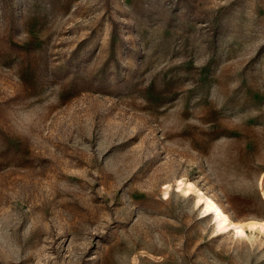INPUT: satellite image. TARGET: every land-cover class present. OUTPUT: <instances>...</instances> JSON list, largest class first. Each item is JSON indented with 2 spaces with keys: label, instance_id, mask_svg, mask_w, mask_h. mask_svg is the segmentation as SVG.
Instances as JSON below:
<instances>
[{
  "label": "rangeland",
  "instance_id": "1",
  "mask_svg": "<svg viewBox=\"0 0 264 264\" xmlns=\"http://www.w3.org/2000/svg\"><path fill=\"white\" fill-rule=\"evenodd\" d=\"M0 264H264V0H0Z\"/></svg>",
  "mask_w": 264,
  "mask_h": 264
}]
</instances>
